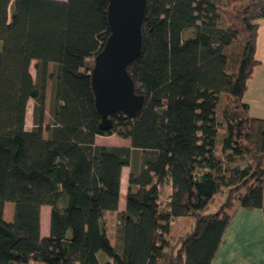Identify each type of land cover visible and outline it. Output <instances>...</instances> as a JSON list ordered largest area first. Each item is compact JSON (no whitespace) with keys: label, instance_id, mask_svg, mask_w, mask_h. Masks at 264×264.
Here are the masks:
<instances>
[{"label":"trees","instance_id":"obj_1","mask_svg":"<svg viewBox=\"0 0 264 264\" xmlns=\"http://www.w3.org/2000/svg\"><path fill=\"white\" fill-rule=\"evenodd\" d=\"M108 6L0 0V264H212L240 208L264 213V119L244 102L264 0H147L142 50L127 68L144 105L103 130L91 72ZM112 135L131 146L95 142ZM185 218L188 231L171 236Z\"/></svg>","mask_w":264,"mask_h":264},{"label":"water","instance_id":"obj_2","mask_svg":"<svg viewBox=\"0 0 264 264\" xmlns=\"http://www.w3.org/2000/svg\"><path fill=\"white\" fill-rule=\"evenodd\" d=\"M146 6L147 0H109L110 35L95 57L91 72L103 130L111 128L113 114L121 112L134 118L144 105V97L135 93V82L127 68L142 50Z\"/></svg>","mask_w":264,"mask_h":264},{"label":"crops","instance_id":"obj_3","mask_svg":"<svg viewBox=\"0 0 264 264\" xmlns=\"http://www.w3.org/2000/svg\"><path fill=\"white\" fill-rule=\"evenodd\" d=\"M256 60L259 65L255 67L253 76L248 81L244 102L248 104L251 116L264 119V19L259 23ZM95 142L105 146H131L129 140L122 139L117 135L97 136ZM129 174L130 168H123L119 212L126 209ZM162 192L168 197L170 187L166 185L161 189V197ZM219 200L216 197V201L214 200L210 204L212 209L220 203ZM6 209L7 205L5 206ZM50 213V207H42L41 235L43 237L49 235ZM4 218L7 222H11L13 213L8 217L5 213ZM212 264H264V213L261 209L246 210L240 208L237 211Z\"/></svg>","mask_w":264,"mask_h":264},{"label":"rangeland","instance_id":"obj_4","mask_svg":"<svg viewBox=\"0 0 264 264\" xmlns=\"http://www.w3.org/2000/svg\"><path fill=\"white\" fill-rule=\"evenodd\" d=\"M31 72L33 77H36V71H35V61L32 63L31 66ZM49 89V88H48ZM49 96H50V90H48L47 93V105H46V118H45V124L48 123L50 117H49ZM33 122V102H29L28 104V111H27V119H26V127L29 129ZM162 199L163 201L166 200L165 193L162 192ZM7 209L5 210L6 216H11L12 213L14 212V204L13 203H7ZM115 223H116V213L107 215L106 217V227L108 230V235L110 238H112L115 235ZM191 225V220L190 219H175L172 223V230L170 235H178V236H183L189 229V226ZM111 243H114V240L111 239Z\"/></svg>","mask_w":264,"mask_h":264}]
</instances>
